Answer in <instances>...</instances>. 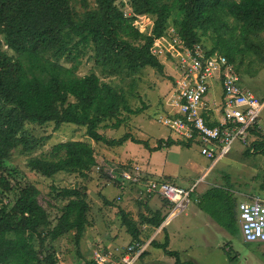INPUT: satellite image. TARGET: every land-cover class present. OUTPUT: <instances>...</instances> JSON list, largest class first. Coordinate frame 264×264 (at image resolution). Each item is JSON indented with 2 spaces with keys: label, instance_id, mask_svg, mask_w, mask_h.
I'll return each mask as SVG.
<instances>
[{
  "label": "trees",
  "instance_id": "obj_1",
  "mask_svg": "<svg viewBox=\"0 0 264 264\" xmlns=\"http://www.w3.org/2000/svg\"><path fill=\"white\" fill-rule=\"evenodd\" d=\"M129 4L133 13L154 18L150 35L140 34L132 26L133 17H126L115 0H0V264H59L55 242L73 233L79 246L90 226L85 189L52 186L55 198L64 204L58 207L48 195L44 207L38 200L39 190L25 175L7 168L17 148L21 146L24 155L41 145L28 135L26 125L53 123L58 128L73 124L84 127L94 143L110 147L126 141L144 144L129 134L106 139L98 132L101 124L118 118L122 111L138 112L129 108L126 96L111 82L101 81L95 73L76 74L81 47L92 48L95 64L106 77L133 76L146 67L162 73L163 65L150 48L154 39L163 36L170 19L188 48L199 45L202 35L213 29L218 36L207 53L222 54L238 73L244 65L242 70L253 75L254 57L259 66L264 63L260 52L264 0H131ZM227 19L232 20L231 26ZM60 59L72 64L65 67L58 63ZM249 133L261 139L252 142L254 152L264 155L259 128L255 125ZM173 144L159 141L153 150ZM96 164L89 143L67 141L54 145L47 155L28 159L26 165L47 178L59 173L85 178ZM100 170L106 176L102 167ZM136 203L147 207V203ZM197 206L222 229L237 231L236 202L229 189H208ZM56 208L60 214L51 220L50 210ZM117 213L133 245H141L143 226L158 228L165 220L160 211L139 214L138 220L121 209ZM149 245L173 259V264H189L181 260L179 252L168 249L166 234L162 242L153 239ZM83 264L94 262L90 259Z\"/></svg>",
  "mask_w": 264,
  "mask_h": 264
},
{
  "label": "rangeland",
  "instance_id": "obj_2",
  "mask_svg": "<svg viewBox=\"0 0 264 264\" xmlns=\"http://www.w3.org/2000/svg\"><path fill=\"white\" fill-rule=\"evenodd\" d=\"M130 1L115 0V4L126 17H133L132 26L140 34L150 35L154 18L150 15L133 13ZM90 8H93L92 2ZM227 22L230 26L232 25L231 19H227ZM222 31L220 34L223 33ZM207 33L211 39L208 35H202L200 44L196 45L205 52L212 48V42L218 36L216 32H213V29ZM261 38L262 49L260 52L264 59V35ZM0 39L2 40L1 37ZM178 40L181 41L180 45L185 46L178 34V28L169 19L163 36L159 38L160 45L164 46H161L162 50L166 51L169 49V44L175 45ZM3 49L7 50V46H3ZM80 50L82 55L79 57L76 74L85 76L95 73L101 81L111 82L126 96L129 108L138 112L135 115L122 111L118 118L101 124L97 128L98 132L106 139H119L124 134H129L144 144L126 141L120 146L110 147L103 143H94L87 138L84 127L66 123L61 124L58 128L53 123L40 126L28 124L25 127L26 132L31 138L39 139L41 145L33 153L24 155L20 153V146L11 155L10 162L6 164L9 170L12 171L16 168L22 172L26 179L39 190L38 200L44 207H47L48 195L52 197H50L51 200L53 199L58 207L64 204L63 201L55 198L56 194L51 190L52 186L57 189L73 187L85 189L90 207L88 213L90 226L86 228L79 246L74 242L73 233H68L55 242L59 264H83L84 261L92 259L94 253L111 254L109 258L117 263L120 260L121 252L131 245V237L122 226L117 213L118 209L130 213L137 220L139 214L150 216L152 211L149 210V207L138 206L135 200L127 194L122 201L115 200L119 190L108 183V179L102 175L100 167L104 170L107 166L114 167L132 163L138 165L146 174L153 170H158V172L161 170L163 175L172 178L173 183L170 184L187 190L194 183L195 178L209 167L211 161L200 154L199 144L183 146L180 144L184 143L183 141L179 140L167 127L158 123V117L166 109L165 101L178 78L176 63L172 62L170 56L156 57L163 65L162 73L146 67L133 76L121 74L106 77L101 74L100 68L95 64L92 48L83 49L81 47ZM8 53L16 56L12 51H8ZM256 59L258 58L251 59L254 62L251 69H256L253 75H248V72L242 70L244 65L239 73L234 65L233 67L241 78V86L250 90L262 102L264 101V63L259 66L260 62ZM58 63L65 67L72 64L64 59H60ZM221 97L220 84L213 82L206 94V101L219 106ZM115 123H118L119 126L114 129ZM255 123L261 135L264 136V106ZM258 139L249 135L246 142L234 141L229 153L217 162L201 183L197 184L196 193L193 194L188 208L183 213L171 218L164 227L166 228L164 232L158 235L159 229L156 231L157 228L152 227L142 231L140 239L141 245L145 246V254L134 264H173V259L164 256L161 250L149 245L153 239L162 242L164 233L169 238L168 249L179 252L181 260L189 264H264V242H244L238 220L237 231L230 233L218 226L194 202L197 193L202 192L205 188L209 189V184L220 180L222 176H229L231 182L225 181L229 183V187L223 185L218 187L235 190L233 197L237 203L246 200L243 195H258L264 202V155L261 152H254L251 147L252 142ZM166 140H171L174 144L170 147L163 146L161 149L153 150L159 141L166 142ZM67 141H85L94 149L97 164L85 178L75 173H59L47 178L27 167L28 159L47 155L54 145ZM152 178L159 179V177L153 176ZM165 204L162 202V206ZM170 211L169 208L164 216H168ZM59 214L57 208L50 210V219H54Z\"/></svg>",
  "mask_w": 264,
  "mask_h": 264
},
{
  "label": "built area",
  "instance_id": "obj_3",
  "mask_svg": "<svg viewBox=\"0 0 264 264\" xmlns=\"http://www.w3.org/2000/svg\"><path fill=\"white\" fill-rule=\"evenodd\" d=\"M160 43L159 38L155 39L151 54L157 58L170 56L176 63L178 78L165 101L166 109L158 117V123L184 143L199 144L200 154L211 161L212 168L229 153L234 141L248 140L249 130L256 125L264 101L260 102L250 90L241 86L239 74L222 54H209L198 46L188 48L180 45L179 40L163 51ZM213 82L221 87L219 106L205 99ZM104 173L108 183L119 190L115 200L122 201L125 194L141 203L160 198L170 206L166 219L183 213L195 193V185L187 190L176 187L165 180L149 177L137 165L107 166ZM194 202L198 203L197 196ZM236 210L244 242H264L262 199L249 197L239 202ZM144 249L145 246L137 243L128 245L117 263L109 258L111 254L94 253L91 260L94 264H134Z\"/></svg>",
  "mask_w": 264,
  "mask_h": 264
},
{
  "label": "crops",
  "instance_id": "obj_4",
  "mask_svg": "<svg viewBox=\"0 0 264 264\" xmlns=\"http://www.w3.org/2000/svg\"><path fill=\"white\" fill-rule=\"evenodd\" d=\"M166 141H168V140H166ZM166 142H163L162 141V145H164ZM180 144H183V146H190L191 144H186V143H180ZM170 147V146H169ZM151 158V157H150ZM217 164V163H216ZM215 164V165H216ZM129 165H135V164H132V163H130ZM215 165L212 167V168H210V165H209V167L208 168H206V170L205 171H203V173L199 176V177H197V178H195V180L193 181L194 183H192V185H190V187H192L193 185H195V193H196V189H197V184H199V183H201L205 178H206V176L208 175V173H209V171L210 170H212L214 167H215ZM138 166V165H137ZM152 169H154V168H152ZM147 175L149 176V177H159V179H161V180H165V181H167V182H169V183H173V181H172V178L170 177V176H165V175H163V173L161 172V170L158 172V170H153V171H151V172H149V173H147ZM221 180H222V182H221ZM230 181V177L229 176H222V178L220 179V180H215L213 183H210L209 184V189L211 188V187H218V186H221V185H223V186H226V185H228V187H229V183H226L225 181ZM221 182V183H220ZM225 182V183H224ZM231 182V181H230ZM226 184V185H225ZM227 187V186H226ZM208 190V188H205L202 192H199V193H197V197H198V199H199V197L203 194V193H205L206 191ZM230 192H231V194L233 195L234 193H235V190H229ZM256 195V194H255ZM245 198H246V200L249 198V197H252V196H246V195H243ZM256 196H258V195H256ZM258 197H260V196H258ZM261 198V197H260ZM262 199V198H261ZM152 201V202H151ZM151 202V203H150ZM162 202L163 203H166L164 206H162ZM235 202H236V206H237V201L235 200ZM147 204H146V206L147 207H149V210H151V211H160L161 212V214L164 216V213L167 211V210H169V208H170V206L168 205V203L167 202H165V201H163L162 199H160V198H153V199H151L150 201H147L146 202ZM197 204V203H196ZM236 212H237V210H236ZM167 218V215L165 216V222H163L161 225H160V227H158L157 228V230L156 231H158V229H159V232L157 233L158 235L161 233V232H164V230L166 229V228H164L169 222H170V220L171 219H166ZM148 227H151V226H143L142 227V229L144 230V229H146V228H148ZM153 228V227H152ZM156 234V235H157ZM164 234H166V233H164ZM157 235V236H158ZM167 235V234H166Z\"/></svg>",
  "mask_w": 264,
  "mask_h": 264
}]
</instances>
